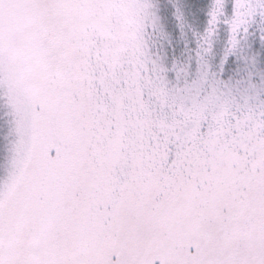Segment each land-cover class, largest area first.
<instances>
[{"label": "snow or ice", "instance_id": "6c2138e0", "mask_svg": "<svg viewBox=\"0 0 264 264\" xmlns=\"http://www.w3.org/2000/svg\"><path fill=\"white\" fill-rule=\"evenodd\" d=\"M0 264H264V0H0Z\"/></svg>", "mask_w": 264, "mask_h": 264}]
</instances>
